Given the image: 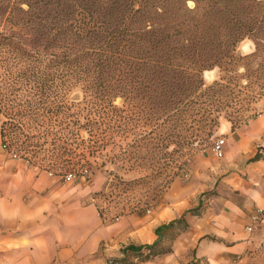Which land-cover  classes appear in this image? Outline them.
I'll return each mask as SVG.
<instances>
[{
	"label": "trees",
	"instance_id": "trees-1",
	"mask_svg": "<svg viewBox=\"0 0 264 264\" xmlns=\"http://www.w3.org/2000/svg\"><path fill=\"white\" fill-rule=\"evenodd\" d=\"M245 38L254 41L255 51L244 58L264 52V0H0L2 144L38 169L48 171L34 161L36 154L46 166H79L62 175L75 180L89 173L82 158L70 159L81 156L76 148L96 154L130 125L152 127L136 137V146L152 133L166 134L187 151L195 142L206 144L236 85L230 75L205 87L203 73L229 70ZM76 87L84 104L76 105L70 121L66 94ZM261 159L257 151L248 162ZM197 209L159 225L152 243L129 244L122 255L162 253L165 232L178 223L189 226L187 217L198 215Z\"/></svg>",
	"mask_w": 264,
	"mask_h": 264
},
{
	"label": "rangeland",
	"instance_id": "rangeland-1",
	"mask_svg": "<svg viewBox=\"0 0 264 264\" xmlns=\"http://www.w3.org/2000/svg\"><path fill=\"white\" fill-rule=\"evenodd\" d=\"M189 5L192 6V2ZM254 51V41L245 38L237 45L235 55L238 58L230 71L216 67L203 73L205 87L230 75L234 76L236 85L234 95L226 101L228 106L220 112L213 138L206 144L195 142L193 149L187 151V148L169 143L166 134L152 133L136 146L135 139H140L138 135L142 130L149 132L152 128L139 123V127L130 125L131 130L122 136H114V142H109L96 154L87 148H76L81 156L70 159L82 158L83 166L89 170L86 178L66 181L62 175L72 167L77 171L79 166H46L47 162L41 160L42 154H36L33 159L48 171L38 169L32 162L31 165L25 163L64 186L65 205H74L85 213L87 210L83 208L91 206L96 211L97 223L101 221L116 236L125 235L108 241L109 245H101L98 254L67 264H93L97 258L94 264H187L191 261L196 264H264V206L258 208L246 196L255 194L264 182V175L247 173L251 157H240L239 152L243 149L246 155L251 145L244 143L241 147L235 132L244 129L247 134L250 125L264 115V52L254 59L244 58ZM84 98L79 87L67 92L66 101L71 104L69 114L73 113L68 120L76 119V105L81 107ZM114 104L121 107L123 100L117 98ZM84 113L78 119L80 124L86 121ZM3 121L5 117L0 114V124ZM11 124L8 120L5 127L9 136L13 129ZM79 130L87 145L90 137L85 127ZM219 139L225 140L221 156L212 150ZM166 143H169L168 149L159 153L160 144ZM262 149L258 147V151ZM15 159L24 163L18 157ZM191 209H197L198 215H188L186 228L178 223L165 232L160 244L162 253L149 258L122 255L125 246L139 244L132 242L131 229L142 221L162 225ZM108 246L112 247L111 252L103 254ZM0 264L29 262L22 252L12 249L0 250Z\"/></svg>",
	"mask_w": 264,
	"mask_h": 264
},
{
	"label": "crops",
	"instance_id": "crops-1",
	"mask_svg": "<svg viewBox=\"0 0 264 264\" xmlns=\"http://www.w3.org/2000/svg\"><path fill=\"white\" fill-rule=\"evenodd\" d=\"M235 132L241 147L244 143L251 145L246 155L241 149L240 157L254 156L258 147L264 148V115L250 125L247 134L244 129ZM259 152L264 156V149ZM246 170L264 175V159L252 162ZM261 188L264 182L255 194L246 195L258 208L264 206ZM64 190L55 178L10 157L0 134V250L20 251L29 264H67L98 254L101 245L125 237L111 233L101 221L97 223L91 206L83 208L85 213L74 205H65ZM159 225L142 221L131 229L132 242L152 243ZM111 248H104L103 254L110 253Z\"/></svg>",
	"mask_w": 264,
	"mask_h": 264
},
{
	"label": "built area",
	"instance_id": "built-area-1",
	"mask_svg": "<svg viewBox=\"0 0 264 264\" xmlns=\"http://www.w3.org/2000/svg\"><path fill=\"white\" fill-rule=\"evenodd\" d=\"M224 142L225 140L224 139H219V140H216L214 142V145L212 147V150L213 152L218 155V156H221L222 155V150H223V146H224ZM12 158H17L18 156L15 154V153H12L11 154ZM24 161V160H23ZM24 163H27L26 161H24ZM72 176L71 175H68L65 180L66 181H69L71 180ZM253 219H256V216L253 217ZM250 230V228H248Z\"/></svg>",
	"mask_w": 264,
	"mask_h": 264
}]
</instances>
